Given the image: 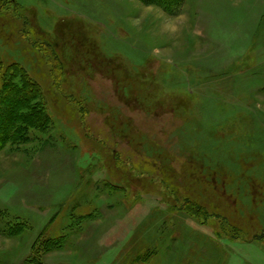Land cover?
Returning a JSON list of instances; mask_svg holds the SVG:
<instances>
[{
	"label": "rangeland",
	"instance_id": "obj_1",
	"mask_svg": "<svg viewBox=\"0 0 264 264\" xmlns=\"http://www.w3.org/2000/svg\"><path fill=\"white\" fill-rule=\"evenodd\" d=\"M5 72L0 264H264V0H0Z\"/></svg>",
	"mask_w": 264,
	"mask_h": 264
},
{
	"label": "trees",
	"instance_id": "obj_2",
	"mask_svg": "<svg viewBox=\"0 0 264 264\" xmlns=\"http://www.w3.org/2000/svg\"><path fill=\"white\" fill-rule=\"evenodd\" d=\"M5 79H8L6 76V72L2 73L0 78V95L7 93L3 101L0 97V151H2L8 143L15 141L16 143L19 144L22 141H26L28 139V133L30 129L44 131V129L46 128L45 120L47 119V117L45 116L40 118L39 116L32 117V113H34L33 111H35V109L33 108L31 109L29 108L30 110H32V113L29 115L21 116L17 114L19 107L21 108L25 107L24 105L25 103L23 104V99L26 98V95H28L29 92L23 93L22 89L21 90L18 89L17 91H19V93L23 95L20 96L21 102L18 101L15 102L13 100V102L11 103L10 98L12 97V95L9 92V90H11L12 86L11 84H7L5 82ZM6 89H8V91ZM192 203H194L192 205L195 206V208H197L198 211L203 212V209L200 207V205H198L194 201ZM206 217L208 216L206 215ZM148 248L149 247L144 246L143 248L140 249V251L148 250ZM139 257L140 256H136L135 258H133L132 260L133 263H135V261L136 262L140 261L141 259Z\"/></svg>",
	"mask_w": 264,
	"mask_h": 264
}]
</instances>
